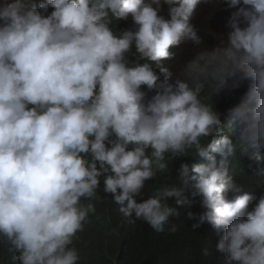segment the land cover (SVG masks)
Returning a JSON list of instances; mask_svg holds the SVG:
<instances>
[{"label": "clouds", "instance_id": "9594fccd", "mask_svg": "<svg viewBox=\"0 0 264 264\" xmlns=\"http://www.w3.org/2000/svg\"><path fill=\"white\" fill-rule=\"evenodd\" d=\"M200 1L0 0V244L19 264H81L101 188L157 233L180 215L170 200L198 196L188 216L220 230L225 264H264V194L230 174L239 153L264 177V0H210L233 9L212 47L190 22ZM189 43L173 79L163 61ZM239 88L222 121L213 97ZM196 156L143 198L169 159Z\"/></svg>", "mask_w": 264, "mask_h": 264}, {"label": "trees", "instance_id": "16d2710c", "mask_svg": "<svg viewBox=\"0 0 264 264\" xmlns=\"http://www.w3.org/2000/svg\"><path fill=\"white\" fill-rule=\"evenodd\" d=\"M115 23L120 28L132 26L131 19ZM193 25L204 38L206 46L215 45L213 40L208 39L204 34L206 29L211 28L210 26L208 27L202 19H197ZM194 54L195 52L186 54L184 51L181 62L187 61ZM163 63L167 66L169 61ZM153 66L159 71L156 65ZM245 91L246 88H239L230 94L213 97L222 121L231 120L232 110L240 102ZM228 133L233 138L238 135L234 123L230 125ZM182 160H187L189 163L202 162L198 156L169 159L166 171L146 182L143 198L151 194V189L174 183L176 170ZM230 161V174L237 182L245 185V191L254 193L257 197L264 194V177L253 174L255 165L246 155L240 156L237 153L235 157L230 158ZM99 195L102 200L96 204V214L89 216L85 231L79 233V239L74 241L75 246L82 253L81 264H225L224 254L216 249L220 230L208 223L194 228L195 221L188 216L189 211L196 213L202 211L199 204L200 197L195 198L191 207L177 206L174 199L170 200V206L180 208V215L170 217L164 231L157 233L146 222L137 221L134 226L126 223L111 196H106L102 188ZM137 199L141 198L137 197ZM251 207L252 205L250 210ZM173 227H175L174 231ZM205 248L208 249L206 256L202 252ZM0 264H19L3 244H0Z\"/></svg>", "mask_w": 264, "mask_h": 264}, {"label": "rangeland", "instance_id": "374dc122", "mask_svg": "<svg viewBox=\"0 0 264 264\" xmlns=\"http://www.w3.org/2000/svg\"><path fill=\"white\" fill-rule=\"evenodd\" d=\"M232 10L233 9L227 8V5L222 2L219 4H214L210 2V0H201L197 4V8L190 22L192 23L196 21V19H205L206 21H203L208 27L210 26L212 29H206L204 34L208 36V39L211 38L213 42L216 43V37L226 34L228 31L226 28V22ZM196 11H198V13ZM184 51L186 54H192L193 52H196V46L192 45L191 43L182 46V49H179V59L177 62L167 60L170 62L169 69L174 73L173 79L179 72V65L182 63L181 56Z\"/></svg>", "mask_w": 264, "mask_h": 264}]
</instances>
